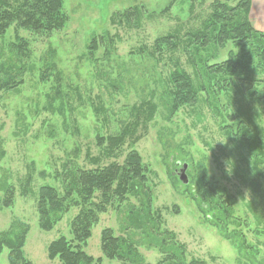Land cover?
<instances>
[{"label":"rangeland","instance_id":"374dc122","mask_svg":"<svg viewBox=\"0 0 264 264\" xmlns=\"http://www.w3.org/2000/svg\"><path fill=\"white\" fill-rule=\"evenodd\" d=\"M216 1L64 0L68 21L62 29L35 33L13 26L0 35V64L19 69L24 77L18 90L0 95V232L26 234L23 252L34 264H63L59 258H49V245L62 236L74 241L72 220L82 208L81 199L75 196L78 204L68 203L61 219L51 230H44L38 189L51 185L66 195L69 172L123 164L131 147L125 145L108 157L99 139L118 134L130 121L132 106L152 97L159 111L148 130L141 131L143 137L136 148L150 170L148 186L154 196L153 208L161 210L164 219L162 230L174 231L177 240L187 245L188 260L196 257L208 264H244L233 242L221 233L215 214L227 202L229 230L242 232L253 246L247 250L249 255L258 253L257 259L264 263V151L261 160L250 159L226 127L248 123L262 128L264 143V66L251 70L250 75L260 80L255 82L257 93L252 96L239 94L231 100L222 92L221 100L214 101L212 95L202 92L200 102L173 115L165 98L167 78L176 63L199 84V60L204 59L208 66L221 63L246 44L235 39L206 42L197 51L200 56L191 57L200 44L189 45L187 35L204 28ZM221 1L248 8L240 16L247 15L254 32L264 34V0ZM16 35L27 42L23 54L14 47ZM95 35L98 49L92 51ZM170 35L180 41L179 47L174 50L165 43L159 49L157 40ZM102 36L104 41H100ZM240 105L248 115L232 121L229 115ZM93 106L103 107L102 112L97 114ZM91 158H100V165ZM179 161L188 164L187 186L178 175ZM256 166L263 177L258 176ZM28 175L33 178L34 195L21 192ZM256 178L263 184L259 193L250 185ZM8 186L16 192L10 206H4ZM208 186L216 198L204 195ZM128 198L100 215L85 245L87 254L103 256L105 228H113L116 235L138 232L122 226L130 204L139 206L142 196ZM202 203L209 206L205 212ZM140 242L137 248L144 264H159L160 249ZM9 252L3 250L0 264H10ZM101 264L131 263L104 256Z\"/></svg>","mask_w":264,"mask_h":264},{"label":"trees","instance_id":"16d2710c","mask_svg":"<svg viewBox=\"0 0 264 264\" xmlns=\"http://www.w3.org/2000/svg\"><path fill=\"white\" fill-rule=\"evenodd\" d=\"M243 11L248 12V8L231 7L217 0L204 28L187 35L185 41H188L189 45L195 47L196 44H200L196 46L192 58L200 56L201 53L197 51L205 46L206 42L224 43L229 39H235L239 43L246 44H243L239 53H231L228 59L221 63L208 66L204 59L199 60V70L196 71L201 81L199 84L192 74L176 63L167 78L165 98L168 100L170 115L176 114L184 106H193L200 102L202 92L212 95L214 101L221 100L222 92L231 100L239 94L252 96L257 93L255 84L260 80L253 78L250 73L254 67L264 66V34L254 32L247 15L240 16V12ZM67 21L64 0H0V35H5L13 26L35 33H51L62 29ZM104 40L105 37L102 36L100 41ZM16 41L14 47L19 54H23L27 50V42L19 35H16ZM98 43L99 38L95 35L90 50L96 51ZM165 43L171 44L174 50L180 45V41L170 35L159 38L156 46L161 49L163 45L160 44ZM23 83L24 77L19 69L0 64V95L3 91L18 90ZM93 107L97 114L103 110L100 106ZM158 111L159 105L153 97L143 100L132 106L131 119L122 125L118 134L100 137L99 143L104 146V152L108 157L116 155V151L125 145L131 147L123 164L112 163L91 170L78 168L69 172L70 181H67L69 188L66 195H62L51 185H43L38 189L40 223L44 230L53 228L56 220L61 219L62 211H68V203L78 204L75 196L82 202V208L72 220L74 241L68 240L65 236L53 241L48 248L50 259L59 258L63 264H101L104 256H107L131 264H144L143 256L137 248L138 241L142 240L140 242L142 245L160 249L163 257L159 264H208L205 260L196 257L187 259V245L177 240L174 231L167 228L162 230L164 219L161 210L153 208L154 196L152 188L148 186L150 170L144 163L136 144L143 137L141 131L148 130L149 123ZM247 115V110L240 105L229 117L235 121ZM246 124L250 126L248 123L227 125L228 135L233 139L235 135L236 141H234L250 159L261 160L263 155L260 152L264 151V143L260 133L263 129L250 126L254 129L251 130ZM91 161L98 166L101 163L100 158H91ZM256 169L258 176L263 177L258 166ZM32 180V176L28 175L23 181L21 191L23 195L31 192L34 195ZM250 185L257 191L256 193L262 191L263 184L259 178L253 179ZM5 190L4 206H10V199L13 201L16 189L8 186ZM209 190L204 195L216 198L212 192L213 188L209 187ZM129 195L142 196L141 204L139 206L130 204L122 227L126 231L133 228L138 232H130L128 236L116 235L113 228H105L101 236L103 256L95 258L87 254L85 245L92 237L93 228L99 222L100 215L108 212L110 207L120 206L129 199ZM72 196L74 200L70 199ZM96 198L99 199L98 202ZM223 201L225 200H222V203ZM227 205L228 203L224 202L215 213L221 223V233L233 242L240 258L244 259V264H264L257 259L258 253L249 255L247 250L253 246L242 232L229 230L227 224L231 211ZM201 207L204 212L209 208L206 203H202ZM210 217L208 216L209 219ZM25 240L26 234L20 236L12 232H0V255L5 248H8L10 264H34L23 252Z\"/></svg>","mask_w":264,"mask_h":264},{"label":"water","instance_id":"95a60500","mask_svg":"<svg viewBox=\"0 0 264 264\" xmlns=\"http://www.w3.org/2000/svg\"><path fill=\"white\" fill-rule=\"evenodd\" d=\"M180 165H181V168L179 170L178 175H179L182 183L185 184V185H187V184L190 183V178L187 175V167H188V164L187 163H183V165H182V163L180 161L177 162V166H180Z\"/></svg>","mask_w":264,"mask_h":264}]
</instances>
